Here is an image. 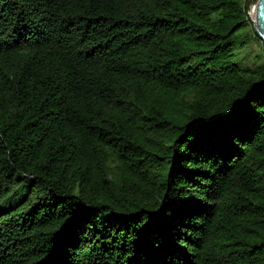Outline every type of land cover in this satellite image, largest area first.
Listing matches in <instances>:
<instances>
[{"label":"trees","instance_id":"1","mask_svg":"<svg viewBox=\"0 0 264 264\" xmlns=\"http://www.w3.org/2000/svg\"><path fill=\"white\" fill-rule=\"evenodd\" d=\"M256 2L0 0V264H264Z\"/></svg>","mask_w":264,"mask_h":264},{"label":"rangeland","instance_id":"2","mask_svg":"<svg viewBox=\"0 0 264 264\" xmlns=\"http://www.w3.org/2000/svg\"><path fill=\"white\" fill-rule=\"evenodd\" d=\"M255 4L251 5V9L248 12L250 18H251L250 12L253 6H255ZM251 21H252L251 26H249L248 28H245L241 32L242 35H246L247 33H249L250 35L254 36L255 31H254V24H253L252 18H251ZM241 56L242 58H244V64L246 67L255 68V66L260 63L259 62L260 58H264L263 45L259 41L253 39V41H251V43L245 49L241 51ZM257 56H260V58H257ZM193 97H194V94H189L186 98L190 100Z\"/></svg>","mask_w":264,"mask_h":264},{"label":"water","instance_id":"3","mask_svg":"<svg viewBox=\"0 0 264 264\" xmlns=\"http://www.w3.org/2000/svg\"><path fill=\"white\" fill-rule=\"evenodd\" d=\"M256 5V23L254 31L257 37L264 43V0H258Z\"/></svg>","mask_w":264,"mask_h":264},{"label":"bare ground","instance_id":"4","mask_svg":"<svg viewBox=\"0 0 264 264\" xmlns=\"http://www.w3.org/2000/svg\"><path fill=\"white\" fill-rule=\"evenodd\" d=\"M256 5L255 6H253V8H252V10H251V12H250V15H251V18H252V20H253V23H256Z\"/></svg>","mask_w":264,"mask_h":264}]
</instances>
